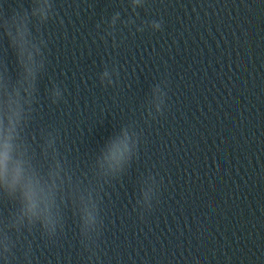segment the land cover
I'll use <instances>...</instances> for the list:
<instances>
[{
  "label": "clouds",
  "instance_id": "1",
  "mask_svg": "<svg viewBox=\"0 0 264 264\" xmlns=\"http://www.w3.org/2000/svg\"><path fill=\"white\" fill-rule=\"evenodd\" d=\"M0 163H2V160H0Z\"/></svg>",
  "mask_w": 264,
  "mask_h": 264
}]
</instances>
